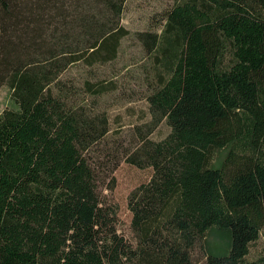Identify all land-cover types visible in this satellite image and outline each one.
I'll list each match as a JSON object with an SVG mask.
<instances>
[{
    "label": "trees",
    "instance_id": "1",
    "mask_svg": "<svg viewBox=\"0 0 264 264\" xmlns=\"http://www.w3.org/2000/svg\"><path fill=\"white\" fill-rule=\"evenodd\" d=\"M127 1L0 0V264H195L211 231L227 253L207 244L203 264H264L248 259L264 235V0H173L136 34L157 67L125 153L153 171L128 198L133 240L91 156L110 121L62 80L117 58Z\"/></svg>",
    "mask_w": 264,
    "mask_h": 264
},
{
    "label": "rangeland",
    "instance_id": "2",
    "mask_svg": "<svg viewBox=\"0 0 264 264\" xmlns=\"http://www.w3.org/2000/svg\"><path fill=\"white\" fill-rule=\"evenodd\" d=\"M172 4L173 0H128L120 24L130 34L121 41L117 58L93 67L83 63L74 65L62 77L67 87L77 90L79 104L86 105L91 114L107 115L110 121L109 136L94 149L91 156L103 178L100 188L102 198L118 205V230L130 240H133V232L128 198L135 188L150 180L153 171L130 165L126 162L125 153L133 151L139 144L136 129L144 128L150 122L146 97L156 84L157 67L136 39V34L159 31L162 15ZM87 82L106 88V92L92 95L85 88ZM9 97V89L0 86V114L10 104ZM169 133L170 128L164 122L149 138L161 141ZM207 244L218 246V254L227 253L226 242L211 231L193 252L195 264H203ZM262 254L264 235L252 245L248 259L255 260Z\"/></svg>",
    "mask_w": 264,
    "mask_h": 264
}]
</instances>
